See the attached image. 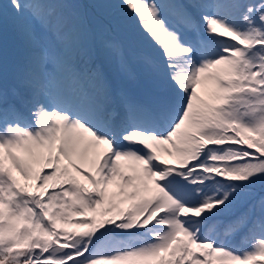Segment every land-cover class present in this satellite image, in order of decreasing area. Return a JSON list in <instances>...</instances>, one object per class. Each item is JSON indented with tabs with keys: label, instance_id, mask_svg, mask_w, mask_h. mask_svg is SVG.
I'll use <instances>...</instances> for the list:
<instances>
[{
	"label": "snow or ice",
	"instance_id": "obj_1",
	"mask_svg": "<svg viewBox=\"0 0 264 264\" xmlns=\"http://www.w3.org/2000/svg\"><path fill=\"white\" fill-rule=\"evenodd\" d=\"M8 4L31 22L14 101L0 42V264H264V0ZM89 6L157 46L140 97L120 42L115 78L93 63ZM58 71L72 102L45 87Z\"/></svg>",
	"mask_w": 264,
	"mask_h": 264
},
{
	"label": "rangeland",
	"instance_id": "obj_2",
	"mask_svg": "<svg viewBox=\"0 0 264 264\" xmlns=\"http://www.w3.org/2000/svg\"><path fill=\"white\" fill-rule=\"evenodd\" d=\"M22 2H25V0H22ZM82 2L88 3L89 5H91L95 3V0H82ZM108 2L118 3L119 0H108ZM0 5H2L3 13H4L3 19L2 21H0V42H2L5 53H6L5 79H6V84L8 86L9 82L13 85L16 84L18 82V78L24 74L23 67L26 65V60L29 54L28 53L29 49L24 41L20 28H18V25L29 24L31 22V18L27 10L25 11L22 17L16 18L9 7L8 0H0ZM83 11L89 20L96 19L95 12L103 16L109 28L107 30V33L102 39L113 40L118 35L117 30H116L117 28H113L110 25L111 17L107 14L108 10L97 9V8L89 6ZM122 22L128 25V28H127L128 39H136L139 42L146 45L149 50H152L156 53L158 52L157 46L151 44L150 40L146 38V34L143 33L142 29H140L139 25L135 22L134 18H131V19L125 18ZM99 46L102 48L101 37H99ZM94 50L97 55V59L100 62H98L97 59H95L93 56L92 58L94 60L93 63H97V65H105L104 66L105 73L109 77L115 78L116 76L115 65L107 60L104 54V51L101 50V54H99L98 52L99 49L97 47H95ZM126 52L130 54L129 50H126ZM136 57L137 56H133L130 58L133 60L132 61L133 66L136 68L137 73L138 72L141 73L143 69H140L139 67L136 66V63H135ZM80 68L84 70L86 74L87 69L85 67V64L81 63ZM61 75L62 74H60V72L58 71L57 75L53 76L50 80L46 81L45 83V87L48 88L52 96L59 100H62L61 96L57 95L55 91H59L60 94L63 93V94H69V95H75V94L78 95L77 85L73 84L72 86H70V84L68 83H63L62 81L59 80V77ZM88 83H90L91 85L90 81H88ZM8 88H9V93H11V96L16 99L17 96L13 95V91L11 90L9 86ZM22 93H24V91ZM63 101H67V100H63ZM67 102H72V101H67ZM238 241L242 245H245V248L247 247V244L244 242L242 235H237L235 237H232L229 240V245L234 247L235 245H237Z\"/></svg>",
	"mask_w": 264,
	"mask_h": 264
},
{
	"label": "clouds",
	"instance_id": "obj_3",
	"mask_svg": "<svg viewBox=\"0 0 264 264\" xmlns=\"http://www.w3.org/2000/svg\"><path fill=\"white\" fill-rule=\"evenodd\" d=\"M68 80H66V82L64 81L63 83H67Z\"/></svg>",
	"mask_w": 264,
	"mask_h": 264
}]
</instances>
